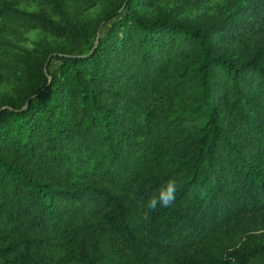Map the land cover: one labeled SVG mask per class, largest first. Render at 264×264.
<instances>
[{
  "label": "trees",
  "instance_id": "trees-1",
  "mask_svg": "<svg viewBox=\"0 0 264 264\" xmlns=\"http://www.w3.org/2000/svg\"><path fill=\"white\" fill-rule=\"evenodd\" d=\"M210 1L0 0V264H264V0Z\"/></svg>",
  "mask_w": 264,
  "mask_h": 264
},
{
  "label": "rangeland",
  "instance_id": "rangeland-1",
  "mask_svg": "<svg viewBox=\"0 0 264 264\" xmlns=\"http://www.w3.org/2000/svg\"><path fill=\"white\" fill-rule=\"evenodd\" d=\"M221 2L222 0H212L208 2V4H206L205 8L211 9L214 3H221ZM18 6L25 10H36L37 9V5L34 3L19 4ZM52 41L53 40L49 35L41 31H38V30H33L26 34V39L23 42H19L18 46L21 48H26L28 50H34V49L39 48L41 45H44V44L47 45L48 43ZM55 41H58V40H55ZM52 45L56 46L58 44H52ZM0 99L4 101H9L12 99L11 86L5 82H0ZM256 232L261 235L259 241L264 244V228H261L260 230ZM33 262H34V259H29L27 260L26 263L31 264Z\"/></svg>",
  "mask_w": 264,
  "mask_h": 264
},
{
  "label": "clouds",
  "instance_id": "clouds-1",
  "mask_svg": "<svg viewBox=\"0 0 264 264\" xmlns=\"http://www.w3.org/2000/svg\"><path fill=\"white\" fill-rule=\"evenodd\" d=\"M177 182L174 178H169L155 194L150 196L146 203L148 211H154L158 207H169L176 199Z\"/></svg>",
  "mask_w": 264,
  "mask_h": 264
}]
</instances>
